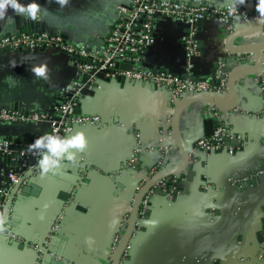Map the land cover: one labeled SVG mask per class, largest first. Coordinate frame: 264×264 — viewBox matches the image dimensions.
I'll list each match as a JSON object with an SVG mask.
<instances>
[{
  "label": "crops",
  "instance_id": "obj_1",
  "mask_svg": "<svg viewBox=\"0 0 264 264\" xmlns=\"http://www.w3.org/2000/svg\"><path fill=\"white\" fill-rule=\"evenodd\" d=\"M194 1L218 6L232 4V0ZM37 2L45 9L41 22L47 27L59 30L69 43H88L99 48L100 34L116 19L117 7L128 5L131 0H69L63 7L56 0ZM256 4L257 0H246L239 5L256 15ZM8 16L13 17L15 23H8L7 18L0 20V37L27 30V21L22 17H16L11 10ZM185 31V25L178 20L156 18L155 42L143 55V67L150 71L165 70L183 78L187 57L181 37ZM226 34L218 22L201 23L195 34L201 49L191 59L194 77L211 76L217 56L225 52ZM244 44L258 47L264 56V29L233 43L234 46ZM249 57H253L252 54ZM12 62L16 67H12ZM45 62L49 68L47 81L36 78L31 72L33 66ZM233 66L232 61L226 64L227 70ZM260 70L264 71V63ZM76 74L73 59L61 52L6 51L0 56V103L7 104L10 98L20 97L26 99L33 110L43 111L59 99H65L63 92ZM261 76L264 74L250 76L242 80L241 86L246 87L250 95L262 96L258 82ZM245 105L246 101L239 97L236 109L229 111L227 119L232 132L247 142L244 147L238 145L234 155L225 150L205 153L194 149L195 143L209 134L210 107L196 102L184 106L178 127L196 162L191 171L185 172L182 191L172 200L162 193L152 197L148 211L137 221L124 264H258L254 258L255 246L249 245L248 232L240 229L249 220L247 216L255 204L264 202V178L258 185L246 184L244 189L229 183V179L240 172L256 171L264 161V108L256 107L247 113ZM79 106L81 114H99L106 124L100 129H75L83 132L88 142L78 158L91 162L96 173L87 180L80 198L82 208L87 210L74 209L65 214L61 233L67 240L65 251L70 259L80 264H106L111 242L121 229L123 215L130 205L132 208L138 184V177L133 173L121 176L123 163L134 148L133 133H139L144 143L152 145L167 140L166 135L158 131L166 122V99L145 84L104 81L92 94L80 100ZM23 130L26 129H8L14 134L10 138L21 140L19 136ZM29 132H34L33 128ZM158 156V151L144 153L139 167L153 165ZM179 160L181 155L176 150L170 165L176 167ZM2 166L0 160V178ZM61 184L47 175L38 179L40 192L36 196H21L17 208L20 221L15 226L23 229L24 246H30L32 240H37L46 230L47 219L59 206L56 196ZM0 244V264L34 263V254L25 247L22 249L3 241Z\"/></svg>",
  "mask_w": 264,
  "mask_h": 264
},
{
  "label": "built area",
  "instance_id": "obj_2",
  "mask_svg": "<svg viewBox=\"0 0 264 264\" xmlns=\"http://www.w3.org/2000/svg\"><path fill=\"white\" fill-rule=\"evenodd\" d=\"M158 17L178 20L186 27V31L181 37V44L187 57L186 76L183 78L165 70L150 71L142 65L144 53L155 42L154 22ZM256 17L257 14L255 15L243 5H238L236 11L233 12L231 5L218 6L208 2H195L194 0H131L128 5L117 7L116 19L106 25L105 30L100 34L101 46L99 48L88 43L83 45L69 43L59 30L50 29L46 25L35 31H30L27 28V30H17L5 34L0 37V56H4L6 51L29 54L40 51L47 53L61 52L73 59L77 74L74 81L70 82L63 92L65 99H59L58 102L52 103L43 111L32 110L25 114L9 107L0 106V124L43 125L47 126L50 132L58 131L61 135H69L76 128L85 129L104 126L106 123L101 115L79 113L80 96L78 92L71 94L78 84L75 81L76 78L89 76L90 86L83 90L88 93L95 90L93 86L97 83L98 78L124 81V83L137 86L141 84L152 86L155 93L166 99V122L160 126L158 131L160 135H166L168 138L170 136V110L174 103L185 96L193 94H205L218 101H224L227 96L228 73L223 72L227 69L224 63L228 58L226 52L217 56L214 79H191L192 66L190 59L198 55L201 49L195 38L196 31L201 23L206 20L218 22L223 26L227 36L237 31L251 29ZM252 56H238L236 66L234 65L228 71L237 67L253 68L255 56ZM116 65L130 66V68L121 69ZM242 80L244 81V79ZM242 80L236 82V84L241 85ZM258 82L264 108V77L261 76ZM246 112L250 113L249 110H246ZM228 115L229 111L210 108L208 116L212 124V133L199 139L195 143L194 149H199L205 153L225 150L229 155H234L238 145L246 146V140L243 141L228 127ZM133 139L132 154L124 161L121 168V176L133 173L138 177V184L131 204L149 179L164 171L176 169L181 165L180 160L176 167L170 165V161L177 150L174 145L167 146L164 141H161L159 145L144 143L137 132L133 133ZM28 145L21 140H8L7 138L0 140V152L4 156H9L14 150L20 149V157L11 161V165L6 168L8 171L6 176L4 175L5 170L1 168L0 196L2 198L8 197L13 191L16 195H20L22 189L27 187L33 178L39 176V172L35 168L31 171V168L27 166L28 158H38L28 153ZM156 151H158L159 156L153 165L139 167L141 155L144 153L152 154ZM190 162H196L191 154ZM29 171H31V175ZM185 176L172 178L170 183L163 180L153 185L141 201L138 213L139 219L148 211L151 199L156 193H162L168 200H172L177 193L182 191L181 182ZM254 178H264V161L256 172H248L247 175L240 172L230 178L229 183L239 189H244L246 181ZM66 209L63 208L61 212L57 213L50 228V233L59 230L61 223L65 220ZM130 211L131 205L122 217L120 231L111 242L110 255L106 264H111L113 255L119 247L129 220ZM1 239H5L9 243H24L21 236L15 234L12 230L6 229L3 225H0ZM47 244L48 240L44 242L43 246H40V244L27 246L34 251L42 252ZM129 249L130 245L127 247L120 264H124ZM258 260H264V254H260Z\"/></svg>",
  "mask_w": 264,
  "mask_h": 264
},
{
  "label": "water",
  "instance_id": "obj_3",
  "mask_svg": "<svg viewBox=\"0 0 264 264\" xmlns=\"http://www.w3.org/2000/svg\"><path fill=\"white\" fill-rule=\"evenodd\" d=\"M27 24L30 31L38 30L40 27L45 25V23L42 22L35 23L31 21H27ZM262 29H264V23L260 22L259 13H257L255 23L251 27V29L244 31H237L225 37L223 41L224 49L225 52L228 54V58L224 61L225 64H227L228 61H232L233 65L236 66V58L238 56H245L252 54L255 56V65L252 69L237 67L232 69L231 71H228L227 69L223 71L224 73H228L227 96L224 101H218L205 94H193V95L185 96L177 103L173 104L170 110V124H169L170 136L165 141V145L167 146L174 145V147L179 151L181 155V165L176 169L164 171L154 176L153 178L149 179L145 183L143 188L138 192L132 203L129 220L124 230L119 247L117 248L115 254L113 255L111 264H120L121 259L127 247L130 245L131 239L134 235V232L136 231L137 221L139 219L138 213H139L141 201L144 195L146 194V192L153 185L163 180L167 179L166 181L168 182L169 179L172 178H178L180 176L184 177L185 172L191 171L194 167V163L190 162L189 149L186 148V145L180 135V130L178 127V118L184 106H186L188 103L196 102V103H203L205 105H208L210 108L223 110V111H230L237 106L239 97H241L246 101L245 108L247 110H252L256 107L263 106L262 96L248 94L249 92L248 89L239 85V83L236 84V82L248 78L249 76L264 74V71L260 70L262 64L264 63V56L262 55L260 49L256 46L250 44H244V45H238V47H236L233 45L234 41L244 40L246 38H249L260 32ZM191 59H190V64H191ZM116 67L121 69L130 68V66H125V65H116ZM196 78L198 79V77H194L192 75L191 79H196ZM208 78L211 79L215 78V65L214 68L211 69V76H209ZM199 79H205V78H199ZM75 81L78 84L74 87L71 94H75L78 92L80 96L79 101L87 97L88 94H92L94 92L93 91L91 93H88L86 91H83L90 86L89 76L76 78ZM104 81L110 82L111 80L110 79L104 80L98 78L97 83L94 84L93 88L96 89L97 86ZM113 82L124 83V81H113ZM149 87L152 90H154L152 86ZM0 106L9 107L11 109L24 112L25 114H28L29 111L33 110L30 103L26 99L20 97L19 98L14 97L12 99L10 98L7 104L0 103ZM79 108L80 106L78 107V112L81 113ZM14 127H23L26 129L21 131V135L19 137L21 138V141L27 144H30L37 136L43 135L45 132H50L48 127L43 125L29 126L23 124H10V126H3V124H0V140L2 139L1 137H5V136L7 137L8 140H11L10 137L14 136V134L8 132V129L13 130ZM32 128L34 132H29L30 129L32 130ZM100 128L101 127H97L96 129H100ZM208 132L209 134L212 133V124L209 125ZM19 151L20 149L14 150L9 156H4L0 152V160L3 165L2 168L5 170L4 172L5 176L8 174L6 168H8V166L11 165V161L15 158L20 157ZM37 159H39V157L28 158L27 166L31 168V171L35 168ZM82 159H83L82 157L78 158L79 166L74 167L67 165L60 173L48 174L49 176L58 179V181H60L62 184H61V189H59L60 191H58L56 196L59 204L57 211L51 214L47 219L46 230H44V233L42 235H39L37 237V240H32V244H40V246H43L44 242L48 240V244L43 249V251L42 252L34 251L31 248H29L27 245L24 246V244L22 243L19 244L9 243L5 239H1L0 242L3 241L6 244L18 245L20 248L25 247V249H27L28 251L34 254L35 259L33 264H80L77 261H73L72 259H70L66 254L65 248L67 245V240L64 238V235L61 233L64 223H61L59 230L54 233H50V228L52 227L55 216L57 215L58 212H61L63 208H67L65 211L66 215L68 214V212L74 209L80 212H85V210H87L85 206H84L85 208H82L80 198L82 195L83 188L86 186L87 180L89 179L92 173H96V172L94 169H92L93 164L91 162L82 161ZM31 171H29L30 175H31ZM243 173L247 175L248 172L245 171ZM112 175L115 176V174ZM41 178L42 177L40 175L33 178L32 182L27 187H24L22 189L20 195H16L15 191H13L6 198H2L0 196V225H3L8 230L14 231L15 234L21 236L25 242H26V237L25 234L23 233V229L21 227H19L18 229L15 226V224L20 221V218L17 215L18 213L17 208L20 205L22 195L34 197L38 192H40V188L37 184H38V179ZM262 179L263 178L249 179L248 181H246V184L255 186V183L258 185ZM66 215H65V219H66ZM247 217H249V220L241 227L240 230L241 231L244 230V232L246 231L248 232L250 236L249 245L255 246L254 258L258 261L257 262L258 264H261L264 263V260L259 261L258 256L260 254H264V202L256 203L255 208Z\"/></svg>",
  "mask_w": 264,
  "mask_h": 264
},
{
  "label": "clouds",
  "instance_id": "obj_4",
  "mask_svg": "<svg viewBox=\"0 0 264 264\" xmlns=\"http://www.w3.org/2000/svg\"><path fill=\"white\" fill-rule=\"evenodd\" d=\"M63 7L69 0H56ZM246 0H232L231 10L236 11L239 4ZM9 10L16 17H22L25 21L39 23L43 19L45 9L37 0H0V20L7 18L8 23H15L13 17L8 16ZM256 10L259 13L260 22L264 23V0H257ZM12 67H16L12 62ZM36 78L47 81L49 79V68L47 63H41L31 68ZM87 139L83 132L73 130L72 134L61 135L56 132H45L37 136L28 146V153L39 157L35 168L41 177L48 174L60 173L67 165L79 166L78 156L87 147Z\"/></svg>",
  "mask_w": 264,
  "mask_h": 264
},
{
  "label": "trees",
  "instance_id": "obj_5",
  "mask_svg": "<svg viewBox=\"0 0 264 264\" xmlns=\"http://www.w3.org/2000/svg\"><path fill=\"white\" fill-rule=\"evenodd\" d=\"M171 180H172V179H169L168 183H170Z\"/></svg>",
  "mask_w": 264,
  "mask_h": 264
}]
</instances>
